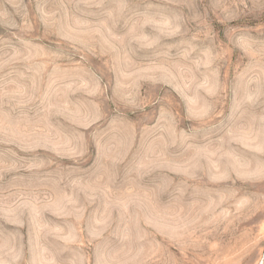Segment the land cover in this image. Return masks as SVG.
<instances>
[{"label":"rangeland","instance_id":"rangeland-1","mask_svg":"<svg viewBox=\"0 0 264 264\" xmlns=\"http://www.w3.org/2000/svg\"><path fill=\"white\" fill-rule=\"evenodd\" d=\"M0 264H264V0H0Z\"/></svg>","mask_w":264,"mask_h":264}]
</instances>
